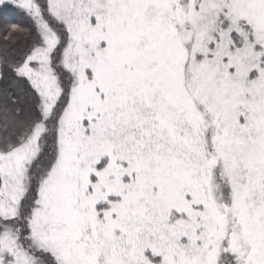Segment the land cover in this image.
Returning <instances> with one entry per match:
<instances>
[{"label":"snow or ice","instance_id":"6c2138e0","mask_svg":"<svg viewBox=\"0 0 264 264\" xmlns=\"http://www.w3.org/2000/svg\"><path fill=\"white\" fill-rule=\"evenodd\" d=\"M0 264H264V0H0Z\"/></svg>","mask_w":264,"mask_h":264},{"label":"trees","instance_id":"16d2710c","mask_svg":"<svg viewBox=\"0 0 264 264\" xmlns=\"http://www.w3.org/2000/svg\"><path fill=\"white\" fill-rule=\"evenodd\" d=\"M20 17H22V18H20ZM7 18H9L15 22H19V23H28L27 18L23 14H21L17 11H9L7 14ZM23 46H24L23 42H21L20 45H18V47H23Z\"/></svg>","mask_w":264,"mask_h":264},{"label":"rangeland","instance_id":"374dc122","mask_svg":"<svg viewBox=\"0 0 264 264\" xmlns=\"http://www.w3.org/2000/svg\"><path fill=\"white\" fill-rule=\"evenodd\" d=\"M20 18H22V17H20Z\"/></svg>","mask_w":264,"mask_h":264}]
</instances>
